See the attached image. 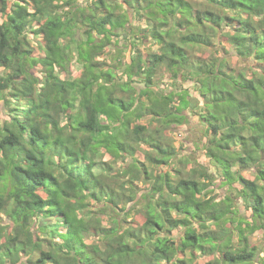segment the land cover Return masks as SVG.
I'll return each instance as SVG.
<instances>
[{
  "label": "clouds",
  "instance_id": "clouds-1",
  "mask_svg": "<svg viewBox=\"0 0 264 264\" xmlns=\"http://www.w3.org/2000/svg\"><path fill=\"white\" fill-rule=\"evenodd\" d=\"M0 264H264V0H0Z\"/></svg>",
  "mask_w": 264,
  "mask_h": 264
}]
</instances>
